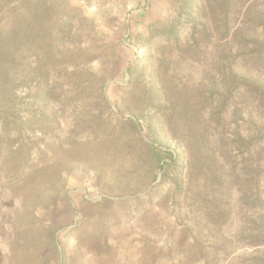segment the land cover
<instances>
[{
	"label": "rangeland",
	"instance_id": "obj_1",
	"mask_svg": "<svg viewBox=\"0 0 264 264\" xmlns=\"http://www.w3.org/2000/svg\"><path fill=\"white\" fill-rule=\"evenodd\" d=\"M198 2L0 0V33L22 43L0 113V264H264V161L251 190L232 145L212 171L190 164L222 103L218 42L193 47L187 24ZM229 106L227 143L245 132ZM167 150L180 159L160 170Z\"/></svg>",
	"mask_w": 264,
	"mask_h": 264
},
{
	"label": "trees",
	"instance_id": "obj_2",
	"mask_svg": "<svg viewBox=\"0 0 264 264\" xmlns=\"http://www.w3.org/2000/svg\"><path fill=\"white\" fill-rule=\"evenodd\" d=\"M194 9H197L200 21L197 22L196 18L192 22L193 9L187 21L193 29V47L200 50L202 40L209 43L215 39L218 42L214 68L219 78L212 95L219 94L222 103L215 122L218 138L215 141L206 136L211 125H204V132L195 133L192 146L187 144L189 151L191 149L190 164L200 171L203 168L211 170L219 164L216 143L223 156L230 153L228 149L232 145L238 151L243 150V166L247 169L251 190L256 183V172L264 161V0H200ZM20 42L18 34L8 40L6 34L0 33V113H6L5 104L11 100V96H7L10 85L20 77ZM221 87L225 88V96H220L218 89ZM228 106L233 121L245 119V132L242 133L240 126L236 127L231 143L225 141L224 132L218 128L222 123V113ZM3 124L6 123L3 121ZM160 153L153 154L160 170H166L180 159L174 151ZM252 196L251 201L263 204L261 196ZM259 218L264 230V213Z\"/></svg>",
	"mask_w": 264,
	"mask_h": 264
}]
</instances>
